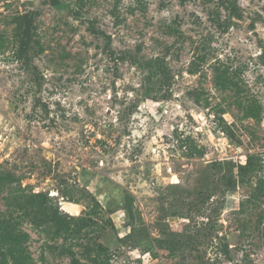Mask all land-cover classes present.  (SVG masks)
I'll return each mask as SVG.
<instances>
[{
	"label": "rangeland",
	"instance_id": "rangeland-1",
	"mask_svg": "<svg viewBox=\"0 0 264 264\" xmlns=\"http://www.w3.org/2000/svg\"><path fill=\"white\" fill-rule=\"evenodd\" d=\"M238 4L241 17L221 27L230 18L219 0H0V171L77 204L71 215L98 210L89 192L95 195L103 209L91 236L109 247L111 264H264V194L256 190L264 178V0ZM29 11L36 25L30 70L16 56L14 20ZM91 23L111 36L114 57ZM171 27L180 33L168 34ZM125 50L164 56L171 76L148 78V70L118 59ZM219 61L262 105L260 122L244 118L234 94L215 86ZM220 107L228 111L219 115ZM226 123L235 137L223 131ZM249 153L262 166L225 191L218 180L225 162L245 163ZM125 196L134 212L127 239ZM24 229L35 264H72L46 245L61 239Z\"/></svg>",
	"mask_w": 264,
	"mask_h": 264
},
{
	"label": "trees",
	"instance_id": "trees-1",
	"mask_svg": "<svg viewBox=\"0 0 264 264\" xmlns=\"http://www.w3.org/2000/svg\"><path fill=\"white\" fill-rule=\"evenodd\" d=\"M180 1L182 4H185L189 0ZM219 1L221 7L229 12L230 20L219 22L218 25L228 27L232 23V17H241V8L238 0ZM53 2L58 3V0H53ZM34 14V11H29L14 18L18 27L15 35L19 39L16 56L23 61L25 68L29 70L32 67H36L33 64V51H35L33 41L36 28ZM89 29L96 36H104L107 41L108 53L111 57H114L115 52L111 48V36L97 29L94 23L90 24ZM167 33L178 35L180 32L177 28L171 27L167 29ZM3 47V41L0 40V49ZM118 59L122 61L129 60L140 68L148 70V78L152 75H161L166 78L171 76V70L164 56L146 59L135 56L130 51L125 50L118 56ZM200 59H204V56H200ZM213 69L215 86L223 92L234 94V103L242 112L244 118L260 122L263 119V107L257 100H251L246 96L240 80L236 77L237 71L220 61L214 64ZM191 71L195 72L198 69L193 67ZM191 96L197 104L202 103L198 92H191ZM208 105L209 102L206 103V107ZM227 111L226 108L220 107L217 113L223 115ZM220 117L224 121L223 116ZM223 127V131L229 137H235L230 124L226 123ZM258 159L257 154L249 153L246 156L245 163L225 162V171L218 178L220 182H224L225 191H235L239 182H247L248 176L253 174L258 166H262V163L258 162ZM256 190L257 194H264L263 177L258 178ZM5 192H7L5 196L6 209L0 212V264H35L28 245L32 235L24 229L25 224H30L40 233L49 236L50 240L58 241L61 239L62 242L60 244L46 242V245L53 251H57L60 255L69 256L72 264H111L109 247L91 236V233L96 231L95 227L99 225V221L94 217V214H99V211L103 209L98 198L91 192L89 193L95 202L93 207H97L98 210L92 208L89 212H83L80 215H71L69 212L63 210L61 202L54 200L48 192L44 190L35 192L33 189L23 186L20 178L15 173L0 171V194ZM257 194H253L252 197L257 199ZM62 196L64 200L72 201L65 194ZM132 205L133 199L125 196L124 208L130 221L134 215ZM109 222L114 225L112 218H109ZM128 225L131 227V230L121 237L123 239L130 237L133 232L132 221ZM162 242L160 245H165L169 249L175 246L174 241H169V244L166 243L167 240ZM74 246L82 248V256L86 261H82L79 258ZM225 247L227 248L228 246L226 245ZM226 248L225 251H227ZM147 251L151 250L147 249Z\"/></svg>",
	"mask_w": 264,
	"mask_h": 264
},
{
	"label": "water",
	"instance_id": "water-1",
	"mask_svg": "<svg viewBox=\"0 0 264 264\" xmlns=\"http://www.w3.org/2000/svg\"><path fill=\"white\" fill-rule=\"evenodd\" d=\"M61 205L63 210L72 214H76L77 208H79L76 204L67 201L61 202Z\"/></svg>",
	"mask_w": 264,
	"mask_h": 264
},
{
	"label": "crops",
	"instance_id": "crops-1",
	"mask_svg": "<svg viewBox=\"0 0 264 264\" xmlns=\"http://www.w3.org/2000/svg\"><path fill=\"white\" fill-rule=\"evenodd\" d=\"M85 182H86V183H88V182L91 183V178L89 177V178L87 179V181H85ZM85 182H84V183H85ZM97 191H99V190H97ZM99 193H100V192H99ZM100 194H101V193H100ZM107 198H108V195H107ZM111 202H112V201H110V204H111ZM104 205H105V204H104ZM124 223L126 224V225L124 224L125 227L127 228L126 231H128V229H130V227H129V225H128L127 222H124ZM124 225H123V226H124ZM127 233H128V232H125V235H126Z\"/></svg>",
	"mask_w": 264,
	"mask_h": 264
},
{
	"label": "built area",
	"instance_id": "built-area-1",
	"mask_svg": "<svg viewBox=\"0 0 264 264\" xmlns=\"http://www.w3.org/2000/svg\"><path fill=\"white\" fill-rule=\"evenodd\" d=\"M147 255H151V252L150 251H146L145 252ZM152 264H153V262H152Z\"/></svg>",
	"mask_w": 264,
	"mask_h": 264
},
{
	"label": "bare ground",
	"instance_id": "bare-ground-1",
	"mask_svg": "<svg viewBox=\"0 0 264 264\" xmlns=\"http://www.w3.org/2000/svg\"><path fill=\"white\" fill-rule=\"evenodd\" d=\"M76 205H77V204H76ZM77 206H78V205H77ZM78 207H79V206H78ZM78 211H79V208H77V212H78ZM77 212H76V213H77Z\"/></svg>",
	"mask_w": 264,
	"mask_h": 264
}]
</instances>
